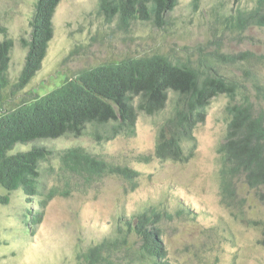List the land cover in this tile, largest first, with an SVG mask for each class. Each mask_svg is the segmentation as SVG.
I'll return each mask as SVG.
<instances>
[{
	"label": "rangeland",
	"instance_id": "obj_1",
	"mask_svg": "<svg viewBox=\"0 0 264 264\" xmlns=\"http://www.w3.org/2000/svg\"><path fill=\"white\" fill-rule=\"evenodd\" d=\"M36 1L0 0V27L5 30L0 44H8L0 99L7 109L56 87V79H49L59 72L72 76L105 63L100 0H61L45 59L29 84L18 89ZM255 1L200 0L195 8L192 0H178L160 27L142 20L125 26L119 15L106 17V62L162 55L174 64L197 62L206 72L231 76L240 85L233 100L219 95L209 103L205 119L194 127V141L182 145L186 157L179 161L155 155L160 126L173 108L170 101L155 115L137 111L132 132L106 140L107 264H150L131 231L135 218L149 210L158 214L154 223L164 263L264 264V203L259 195L264 186L251 189L236 179L233 194L225 197L221 187L220 148L230 121L226 107L245 96L253 111L264 112V99L254 95L252 85L257 81L264 88V27L239 32L226 21ZM240 54L250 59L231 67L217 58ZM34 145L42 142L17 150ZM46 145L56 153L80 147L105 163V141L96 140L92 128L80 138L63 137ZM120 167L134 174L130 180L114 172ZM38 170L40 197L15 192L8 205L0 204V264H105V173L85 182L62 170L57 157L40 163ZM35 216L39 222L32 224ZM97 246L101 258L90 257Z\"/></svg>",
	"mask_w": 264,
	"mask_h": 264
},
{
	"label": "trees",
	"instance_id": "obj_2",
	"mask_svg": "<svg viewBox=\"0 0 264 264\" xmlns=\"http://www.w3.org/2000/svg\"><path fill=\"white\" fill-rule=\"evenodd\" d=\"M60 1L37 0L35 3L18 89L29 84L45 59L54 34L53 17ZM199 2L192 0V5L197 8ZM177 3L178 0H106V17L111 19L119 15L125 26L142 20L160 27ZM99 5L105 15V0H100ZM226 19L239 32L252 25L264 27V0L255 1L251 9L239 10ZM4 31L0 27V33ZM7 50L8 44L1 43L0 90L6 83L3 79L7 71ZM217 58L231 67L237 62L248 61L250 55H218ZM53 78L58 83L56 87L47 88L35 98L24 99L13 108L7 109L0 99L1 205H8L15 192L24 197H40L39 165L56 157L62 170L81 176L85 182L105 173V163L80 147L56 153L46 145L63 137L80 138L88 128H92L96 140L105 141V63L72 76L59 72L49 81ZM252 85L254 95L264 99V88L257 81ZM43 87L44 83L41 91ZM239 87L231 76L210 74L197 66V62L174 64L162 55L106 62V140L125 130L132 132L137 111L155 115L170 101L173 108L160 126L155 155L162 160L179 161L186 157L182 145L194 141V127L205 119L209 103L219 95L233 100L240 92ZM168 92L176 96L169 97ZM33 94L37 95L36 92ZM244 100L226 107L230 121L226 141L220 148L221 180L224 179L221 187L226 188L222 191L224 197L233 194L236 179L251 189L264 186V112L253 111L245 96ZM36 142H42V145L17 150L20 145ZM114 172L127 180L134 175L125 167L115 168ZM259 195L264 203V193ZM29 214L28 211L27 216ZM157 215L154 210L139 214L131 231L140 239L141 252L150 264H167L163 262L166 258L160 229L154 223ZM39 219L35 216L31 223L37 224ZM261 233L260 243L264 245V227ZM100 252V246H97L89 256L101 258Z\"/></svg>",
	"mask_w": 264,
	"mask_h": 264
}]
</instances>
